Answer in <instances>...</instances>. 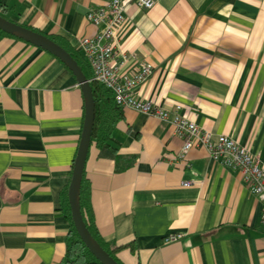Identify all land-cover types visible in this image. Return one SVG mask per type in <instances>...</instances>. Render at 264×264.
Instances as JSON below:
<instances>
[{"label": "crops", "instance_id": "crops-1", "mask_svg": "<svg viewBox=\"0 0 264 264\" xmlns=\"http://www.w3.org/2000/svg\"><path fill=\"white\" fill-rule=\"evenodd\" d=\"M106 1L0 0V15L48 36L88 73L77 43L96 27L84 14ZM116 38L151 66L136 98L264 163V0L127 1ZM83 115L60 58L0 33V264L59 263ZM112 115L106 143L90 140L82 175L93 224L107 247L123 245L114 252L122 264H264L262 205L239 171L199 146L175 161L181 139L168 121L121 106ZM168 233L179 236L164 241Z\"/></svg>", "mask_w": 264, "mask_h": 264}, {"label": "built area", "instance_id": "built-area-1", "mask_svg": "<svg viewBox=\"0 0 264 264\" xmlns=\"http://www.w3.org/2000/svg\"><path fill=\"white\" fill-rule=\"evenodd\" d=\"M127 1L145 9L157 0H107L102 5L88 7L84 14L96 27L91 36L81 37L77 43L90 66L91 78L110 90L117 105L168 121L172 133L181 139L179 149L173 155L175 161L181 160L191 147L199 146L215 161L239 171L248 191L261 202L260 222L264 225L263 162L231 137L213 134L181 113L134 96V87L150 74L151 66L148 62L138 61L133 52L122 50L117 42L116 30L124 19ZM188 183L182 181L181 184L186 186ZM178 236L179 233H168L164 241Z\"/></svg>", "mask_w": 264, "mask_h": 264}, {"label": "water", "instance_id": "water-1", "mask_svg": "<svg viewBox=\"0 0 264 264\" xmlns=\"http://www.w3.org/2000/svg\"><path fill=\"white\" fill-rule=\"evenodd\" d=\"M0 29L6 33L34 43L56 55L72 71L76 81L79 83L83 94L84 115L75 155L72 160L71 173L66 192L70 216L78 236L88 250L102 264H119L90 234L84 224L79 209V186L94 121V100L89 80L86 78L71 54L43 33L7 19L2 15H0Z\"/></svg>", "mask_w": 264, "mask_h": 264}, {"label": "trees", "instance_id": "trees-1", "mask_svg": "<svg viewBox=\"0 0 264 264\" xmlns=\"http://www.w3.org/2000/svg\"><path fill=\"white\" fill-rule=\"evenodd\" d=\"M1 34H8L0 29ZM84 56V55H83ZM85 58V57H84ZM86 59V58H85ZM87 61V60H86ZM92 90L94 100V121L90 135V140L96 143H106V139L110 134V126L113 121V111H116L119 106L113 101L111 92L108 88L98 83L91 78V72H84ZM118 156H116V159ZM62 201V212L65 214L69 222V227L65 236V250L58 264H102L86 247L83 241L78 236L71 220L69 206L67 202V193L64 192ZM79 209L84 221V224L90 234L96 241L119 263L122 264L114 252L120 249L123 245H118L112 248L102 241L93 224L90 214V206L88 203L87 190L84 183V177L81 176L79 186Z\"/></svg>", "mask_w": 264, "mask_h": 264}]
</instances>
